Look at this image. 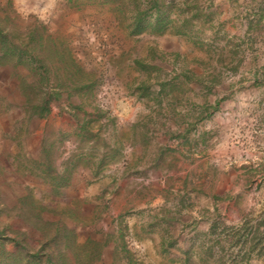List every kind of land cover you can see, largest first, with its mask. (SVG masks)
<instances>
[{"label": "rangeland", "instance_id": "obj_1", "mask_svg": "<svg viewBox=\"0 0 264 264\" xmlns=\"http://www.w3.org/2000/svg\"><path fill=\"white\" fill-rule=\"evenodd\" d=\"M206 5L208 18L193 20L189 34L130 36L108 7L0 0V26L15 44L34 47V66L44 67L33 79L23 67H0L1 92L11 100L2 105L13 111L18 139L34 126L19 108L20 77L46 75L44 91L61 96L39 127L41 161L46 151L54 171L71 163L87 172L101 159L103 166L137 153L133 171L118 175L119 190L131 205L164 201L137 230L121 219L133 264H264V242L244 254L255 234L245 243L234 234L249 220L254 227L264 220V0ZM35 21L42 38L27 43ZM26 152L35 155L36 144ZM26 152L18 146L21 161ZM18 212L34 225L36 210L24 203L22 210L0 211V230L37 250L2 221ZM55 228L46 227L45 236Z\"/></svg>", "mask_w": 264, "mask_h": 264}, {"label": "crops", "instance_id": "obj_2", "mask_svg": "<svg viewBox=\"0 0 264 264\" xmlns=\"http://www.w3.org/2000/svg\"><path fill=\"white\" fill-rule=\"evenodd\" d=\"M248 32L246 28L245 35H248ZM3 86L0 83V211L22 210L23 204L30 197L35 203L39 217L35 216L34 225L30 222L28 225L24 220L18 219L19 212L14 219L11 217L13 215H10V219L4 217L2 221L14 224L16 234L24 235L28 242L38 247L43 240V231L46 227L56 225L55 229L58 231L66 225L68 229H73L79 244L85 245L84 243L88 241L90 245L88 252L92 251L95 244L97 245L95 258L90 260L89 264H133L124 247L122 226L119 225L122 224L121 219L127 217L128 225L131 224L133 228L135 226L137 230L140 225H146L145 214L151 213V208L158 209L164 203L159 199L162 201L160 205L158 200L131 205L128 197L119 190L123 179L118 175L132 170L130 161L136 158L137 153H129L128 157L121 154L117 162L103 166L100 165L101 159L93 163L94 171L85 172L81 169L75 172L70 163L63 171H54L59 175L67 174L69 179L65 185L54 188L43 177L44 168L41 164L45 161H41L38 150L39 127L44 120L32 121L34 126L28 129L25 137L18 139L13 111L2 105L3 100L8 106L11 104V100L1 92ZM29 143L36 144L35 155L26 152ZM19 145L26 152L23 161L18 155ZM84 161L88 163L86 159ZM46 162L52 164L49 159ZM84 175H93L95 178L84 183L80 178ZM41 182L46 184V187ZM41 188L46 191H41ZM4 193L11 198L10 203L3 198ZM39 208L41 210H38ZM12 248L13 245H10L8 250L13 251ZM69 256L71 257L72 253H69Z\"/></svg>", "mask_w": 264, "mask_h": 264}, {"label": "trees", "instance_id": "obj_3", "mask_svg": "<svg viewBox=\"0 0 264 264\" xmlns=\"http://www.w3.org/2000/svg\"><path fill=\"white\" fill-rule=\"evenodd\" d=\"M69 3L76 5H96L99 7H108V9L116 14V21L122 29L130 36L142 33H150L154 35H163L166 33L177 36L189 34V27L193 25V20L199 17L208 18L209 14L206 10L210 5H206L210 0H67ZM42 25L34 22L33 29L26 36L27 43L36 41L42 36L39 30ZM13 38L16 35L13 34ZM14 40V39H13ZM12 38L8 37L4 28L0 26V67L11 65L13 68L23 67L27 69V78L33 79V74L43 66H34L35 58L33 57L34 47H28L24 44H15ZM54 47V46H52ZM38 76H40L37 73ZM35 76V75H34ZM26 77H20V94L23 96L21 107L28 113L27 121L30 124L34 120H43L51 112L52 104L60 98L59 91H44L43 87L47 84L48 79L45 76L39 77L37 80L28 81ZM35 79V78H34ZM62 83H58L57 87H61ZM36 90V92H35ZM221 100L217 101L216 107ZM207 108L204 110L206 111ZM210 113L206 115L209 117ZM87 123L82 125V129H86ZM29 129V128H28ZM46 160L48 153L45 151ZM102 162L100 161V165ZM40 166V165H39ZM37 166V167H39ZM44 179L49 182L52 187L57 188L67 183L68 175H59L54 173L50 162L41 164ZM53 173H50V172ZM27 199V198H25ZM35 209V203L25 202ZM38 210H41L40 208ZM35 216L39 217L36 213ZM249 224V225H248ZM264 224V220L257 222V227L250 224V220L242 229H236L234 234H239V238H243V243L247 240L249 233L255 235L251 239L255 241L250 245L244 254L251 252L257 244L264 242V229L259 231V227ZM60 229V228H58ZM57 229V230H58ZM226 230V228L224 229ZM223 230V231H224ZM241 230L244 233L242 235ZM247 231V232H246ZM43 240L37 250L29 249L26 245H21L16 239H10L3 231L0 230V264H89L90 260L95 258L97 245L91 252L88 241L79 244L75 239L73 229L65 227L61 228L52 237L45 236L43 231ZM245 240V241H244ZM13 244V251L6 249V244ZM72 253V256H69Z\"/></svg>", "mask_w": 264, "mask_h": 264}, {"label": "built area", "instance_id": "obj_4", "mask_svg": "<svg viewBox=\"0 0 264 264\" xmlns=\"http://www.w3.org/2000/svg\"><path fill=\"white\" fill-rule=\"evenodd\" d=\"M132 241H133V240H132ZM132 241L128 240V241H127L128 245L137 247V246H136V243H135L134 241H133V242H132Z\"/></svg>", "mask_w": 264, "mask_h": 264}]
</instances>
